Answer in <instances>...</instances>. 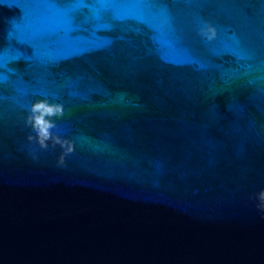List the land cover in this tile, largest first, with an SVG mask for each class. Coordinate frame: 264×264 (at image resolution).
Segmentation results:
<instances>
[{"label": "water", "instance_id": "obj_1", "mask_svg": "<svg viewBox=\"0 0 264 264\" xmlns=\"http://www.w3.org/2000/svg\"><path fill=\"white\" fill-rule=\"evenodd\" d=\"M37 7L0 0V264H264V0Z\"/></svg>", "mask_w": 264, "mask_h": 264}, {"label": "clouds", "instance_id": "obj_2", "mask_svg": "<svg viewBox=\"0 0 264 264\" xmlns=\"http://www.w3.org/2000/svg\"><path fill=\"white\" fill-rule=\"evenodd\" d=\"M210 32L212 31L211 29L209 30ZM41 109H46V114H59L61 109L60 107L53 106V105H48L46 102H40L39 104L33 105V112H40ZM36 127L40 130L41 134V143L43 144V139L47 138V128L49 125L46 122L42 121V118L40 117L39 119L36 120ZM261 201L264 202V193L261 194Z\"/></svg>", "mask_w": 264, "mask_h": 264}, {"label": "snow or ice", "instance_id": "obj_3", "mask_svg": "<svg viewBox=\"0 0 264 264\" xmlns=\"http://www.w3.org/2000/svg\"><path fill=\"white\" fill-rule=\"evenodd\" d=\"M38 5L36 9L37 16H43L47 13V6L52 3V0H36Z\"/></svg>", "mask_w": 264, "mask_h": 264}]
</instances>
